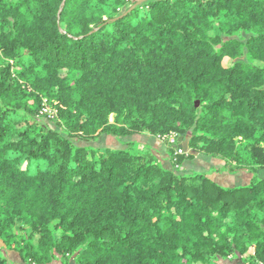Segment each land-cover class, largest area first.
<instances>
[{
	"label": "trees",
	"instance_id": "1",
	"mask_svg": "<svg viewBox=\"0 0 264 264\" xmlns=\"http://www.w3.org/2000/svg\"><path fill=\"white\" fill-rule=\"evenodd\" d=\"M260 170L264 0H0V264H264Z\"/></svg>",
	"mask_w": 264,
	"mask_h": 264
},
{
	"label": "rangeland",
	"instance_id": "2",
	"mask_svg": "<svg viewBox=\"0 0 264 264\" xmlns=\"http://www.w3.org/2000/svg\"><path fill=\"white\" fill-rule=\"evenodd\" d=\"M54 113H55L54 109L50 105H47L45 110L42 112L43 120L45 121L48 120L47 117H52ZM110 119L111 121H113L114 116H111ZM142 139L146 142V144H148L152 148L153 153L162 159L164 167L169 169L173 167L172 162L167 161L165 158L167 157L169 159L170 156V153L168 151L169 146H167V144L174 145V147H178L177 146L178 143L174 137H167L166 139L165 138L161 139L158 137H152L145 134L144 138ZM131 142L132 141H130L129 139L116 140L104 135L100 138L97 145L100 147H106L111 149H117V148L123 149L126 147L127 143H131ZM166 142L168 143L166 144ZM222 165L223 164L220 161L210 160L203 156H197L194 160L185 163L178 170L174 167L173 168L177 170L178 174H183V175L191 174V173H207L209 174L212 180L216 179V182L219 185L225 187L224 185L227 186L231 185L230 183L231 181L226 179V176L224 175L225 172H220V170L223 167ZM0 247L1 248L4 247L2 240H0ZM9 257H11L12 259L14 258L13 261L11 260V264H25L20 261L19 256L14 252H10Z\"/></svg>",
	"mask_w": 264,
	"mask_h": 264
},
{
	"label": "crops",
	"instance_id": "3",
	"mask_svg": "<svg viewBox=\"0 0 264 264\" xmlns=\"http://www.w3.org/2000/svg\"><path fill=\"white\" fill-rule=\"evenodd\" d=\"M223 164V163H222ZM223 166V165H222ZM226 176L227 180H230L231 185L227 186L224 185L225 187H242V186H247L251 183L252 181V175L248 172H240L237 174H227L224 173ZM257 175L260 179L264 180V170H260L257 172ZM216 182V179H213ZM233 180V182H232Z\"/></svg>",
	"mask_w": 264,
	"mask_h": 264
},
{
	"label": "water",
	"instance_id": "4",
	"mask_svg": "<svg viewBox=\"0 0 264 264\" xmlns=\"http://www.w3.org/2000/svg\"><path fill=\"white\" fill-rule=\"evenodd\" d=\"M179 142L181 143L180 147L183 148L185 151H187L189 140L186 139V140L184 141L182 138H180V139H179Z\"/></svg>",
	"mask_w": 264,
	"mask_h": 264
}]
</instances>
